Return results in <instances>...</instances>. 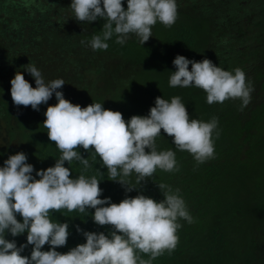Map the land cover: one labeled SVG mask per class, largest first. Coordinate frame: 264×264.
Returning <instances> with one entry per match:
<instances>
[{"label": "trees", "instance_id": "1", "mask_svg": "<svg viewBox=\"0 0 264 264\" xmlns=\"http://www.w3.org/2000/svg\"><path fill=\"white\" fill-rule=\"evenodd\" d=\"M71 2L0 0V139L7 136L0 143V167L10 155L24 152L34 166L32 175L39 179L36 172L54 166L61 155L43 126L47 107L58 103L55 94L39 111L17 107L10 91L11 73L17 64L32 87H36L35 80L24 70L30 63L44 80L63 79L65 84L57 91L73 104L100 103L105 109L121 112L126 121L134 115L147 116L157 97L170 102L179 96L190 119L207 122L218 118L214 159L197 165L192 155L177 150L173 138L161 130L157 151L173 150L178 172L157 169L141 184L133 173L126 179L135 189L128 192L109 180L99 156L80 147L76 150L89 159L91 167L82 172L79 161L65 162L72 172L70 178L96 176L103 189L100 198L110 197L117 204L140 194L160 202L164 199L158 187L161 183L180 190L194 222L179 220L182 227L175 250L152 264H264V0H176L174 25L168 28L157 22L144 45L135 35L121 45L113 35L106 41L107 50L96 51L88 41L102 34L105 21L78 22ZM123 6L126 10L127 0ZM177 55L198 62L209 59L227 71L242 69L254 87L251 102L241 111L240 100L210 105L202 89L171 87ZM7 72L9 76H5ZM94 211L50 210L53 222L69 224L67 245L57 251L67 253L86 243L77 226L106 235L112 231L111 226L93 221ZM17 219L22 222L21 216ZM5 238L15 240L18 247L27 243L26 232L17 237L6 233ZM32 247L21 255L30 257ZM49 250L48 244L42 249Z\"/></svg>", "mask_w": 264, "mask_h": 264}, {"label": "clouds", "instance_id": "2", "mask_svg": "<svg viewBox=\"0 0 264 264\" xmlns=\"http://www.w3.org/2000/svg\"><path fill=\"white\" fill-rule=\"evenodd\" d=\"M123 5L124 0H72L70 9L78 22L105 21L102 34L93 35L88 41L93 51L107 50L106 41L113 35L121 45L130 35L144 45L157 22L170 28L177 19L176 0H127L126 10ZM173 63L176 71L171 72V87L202 89L210 105L240 100L241 111L251 102L254 87L242 69L227 71L209 59L198 62L182 55H177ZM24 70L34 78L36 87L17 71L10 82L12 101L17 107L31 106L39 111L40 105L48 104L55 94L58 103L47 107L43 126L61 155L54 166L36 172L39 179L32 175L34 166L27 162L24 152L10 155L0 167V264H152L165 252L171 254L182 227L178 221L194 222L179 189L161 183L158 187L164 199L160 202L140 194L117 204L110 197L100 198L103 189L96 176L80 174L70 178L72 172L65 162L70 165L79 161L82 172H86L91 167L89 159L76 149L94 152L107 169L109 180L131 192L135 187H130L126 178L133 173L137 184H141L157 169L179 171L173 150L157 151L156 138L161 130L173 138L177 150L192 155L197 165L214 159L213 134L218 138V118L207 122L190 119L186 105L176 96L170 102L157 97L147 116L134 115L126 121L121 112L105 109L100 103L87 107L73 104L62 91H57L64 80L46 83L32 63ZM62 209L80 213L95 209L93 221L99 226H111L112 231L106 235L77 226L86 243L61 253L56 249L67 245L69 224L53 222L49 212ZM25 232L27 243L19 247L15 240L5 238L6 233L17 237ZM46 244L51 250L42 251ZM29 245L33 246L30 257L21 255ZM143 255L149 258L144 259Z\"/></svg>", "mask_w": 264, "mask_h": 264}, {"label": "rangeland", "instance_id": "3", "mask_svg": "<svg viewBox=\"0 0 264 264\" xmlns=\"http://www.w3.org/2000/svg\"><path fill=\"white\" fill-rule=\"evenodd\" d=\"M2 24H6V23H2ZM2 27H5V25L2 26ZM19 66H20V65L17 64V65L14 67L13 72L11 73V75H12L13 77L15 76L16 72L20 70V69H18ZM3 76H4V75H3ZM5 76H9V72H7V73L5 74ZM5 76H4V77H5ZM49 80L51 81V79H49V77L45 79V81H49ZM7 83H8V82H7ZM7 83H5V84H7ZM5 135H6V134H3L2 136H5ZM6 139H7V136L1 138V139H0V143H1V144L5 143V142H6Z\"/></svg>", "mask_w": 264, "mask_h": 264}]
</instances>
